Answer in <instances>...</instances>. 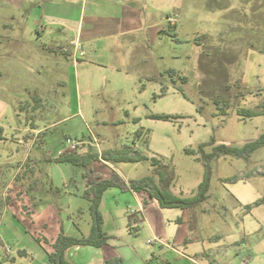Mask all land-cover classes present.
<instances>
[{"label":"rangeland","instance_id":"1","mask_svg":"<svg viewBox=\"0 0 264 264\" xmlns=\"http://www.w3.org/2000/svg\"><path fill=\"white\" fill-rule=\"evenodd\" d=\"M85 6L86 20L91 13L98 20L125 18L127 33L88 45L76 65L64 55L54 71L39 51L47 42L33 25L19 31L26 27L28 6L0 0V95L15 103L26 126L75 138L73 122L87 124L104 149H113L105 155L127 180L150 178L182 199L196 198L207 181L205 199L189 209L150 200L141 211L146 222L130 228L139 232L132 234L134 246L123 250L143 262L149 255L145 263L153 264L151 254L159 255L161 241L176 248L175 239L197 229L195 245L208 250V262L241 264L249 257L248 264L253 258L258 264L264 253V244L254 247L264 236V146L247 156L207 155L221 144L243 148L264 134V0H85ZM131 19L138 20L134 26ZM10 29L34 39L10 44ZM60 77L67 87L55 86ZM245 110L260 114L249 117ZM131 147L148 159L116 158ZM29 166L0 169V264H43L52 251L43 238L51 233L30 230L27 242L23 229L11 225L14 217L23 223L15 191ZM111 194L110 202L126 205L133 220L139 209L131 193L121 191L115 201ZM150 228L161 241L147 242Z\"/></svg>","mask_w":264,"mask_h":264},{"label":"crops","instance_id":"2","mask_svg":"<svg viewBox=\"0 0 264 264\" xmlns=\"http://www.w3.org/2000/svg\"><path fill=\"white\" fill-rule=\"evenodd\" d=\"M8 1L16 3L19 8H23L24 5L28 6L27 23L26 20L24 22L26 27L23 29L20 27L19 31H25L27 28L31 29L33 25L37 37L47 42L41 43V47L38 46L40 48L38 49L42 54L50 58V70L55 71L62 66L64 55H66L67 60L72 58L73 64L76 65L75 60L77 59L78 61L79 55L87 53L88 45L92 47L93 43L99 39L119 38L127 33L125 24L128 20L122 17L111 18V20H98L91 13L86 20L84 17L87 6V3L85 6V0ZM137 21L131 19L130 23L134 26ZM84 31L86 32L84 33ZM33 37L25 33L15 34L14 30L10 29L6 35V40L10 44H16L23 41L31 42L34 39ZM27 52L30 57L32 51L27 50ZM93 52L98 53L97 50ZM14 67L15 65L11 66L10 61L8 72H12ZM41 67L43 70L47 69L46 65ZM32 70L34 71L35 69L32 68ZM10 78L11 81L12 78L14 79V77ZM6 82L9 83V80ZM54 82L55 86L59 87H67L69 84L68 80L62 78H55ZM76 82H78L77 79ZM36 99L40 102L42 97L37 94ZM58 102L59 100H55L56 104ZM71 131H73L75 138L62 134H53V132L47 133L46 130L44 131L37 124H32L30 127L26 126L15 103L0 95V169L7 166L20 168L30 163L26 175L22 178L24 180L23 185L19 186L15 191V197L18 199L17 204L19 205L18 215L23 223L16 217L11 221L12 226L23 229L27 242H29L30 234L34 230H40L42 233H51V237L43 235V238L50 245L61 231L67 235L77 237L87 236L91 232V201L87 197V191H89L90 186L85 177L86 168L64 161L63 157L71 155L80 158L89 154H97V159L92 163V170L103 179H109L113 173H117L125 184L129 186L130 180L124 178L120 171L114 168V165L104 157L109 152L113 154V149H104L101 140L96 138L87 124L75 121ZM41 134H44L43 138H40ZM67 139H81L84 143L78 148L80 149L79 151L68 152L67 146H65L68 143ZM131 148V150L135 151L133 147ZM18 178H15V180H18ZM24 185L28 188L24 189ZM121 191L118 187H110L104 192L100 203L99 209L104 219L103 230L110 237L107 244L102 248L93 246L70 247L66 251V258L71 263L105 264L107 259L120 257L123 259L124 264H146L145 262L150 258L149 255H146V261L143 262L141 258L134 256L131 251L123 250L122 246H134L136 240L132 238V234L138 235L139 232L138 230L135 232L134 228L131 231L130 228L135 226L134 222L136 224L146 222L141 211L144 212L145 206L150 200L156 199L145 191L136 192L130 188L127 191H123L131 193L138 205L139 213L135 214L133 220H131L132 216L129 219L126 216L128 212L126 205L110 202L109 197H107L112 193L111 196L115 201L117 197H121ZM106 197L109 202L106 201ZM107 204H111L113 207L109 208ZM183 223L184 221H182ZM0 228H3V226H0ZM30 230L33 231L30 232ZM148 230L150 235L153 236L150 239L154 238L157 241H161L152 228ZM193 232L189 231L188 234L184 233L179 239H175L174 244L178 245L176 248L161 241L159 255L151 254V261L153 260L154 263L163 262L162 264H212L207 260L210 256L208 250L205 247L195 245L196 240H198L197 229H194ZM120 234L124 236L123 243L115 245V241H121ZM32 237L36 238L35 235ZM0 240L1 242L3 241L2 238ZM199 240L204 242L201 238ZM260 244H264V236L259 239V243L254 245L255 250ZM178 247H181L183 251H179ZM44 248L50 249L48 245ZM184 250L200 258L202 263L191 259L192 257L190 256L187 258ZM127 257H130V260ZM257 257H259L258 264H264V253L262 256L259 255ZM42 260L43 264H46V262L50 264L47 260ZM248 260L249 257L243 258L241 264L243 262L248 264ZM252 261L255 264L256 258H253Z\"/></svg>","mask_w":264,"mask_h":264},{"label":"trees","instance_id":"3","mask_svg":"<svg viewBox=\"0 0 264 264\" xmlns=\"http://www.w3.org/2000/svg\"><path fill=\"white\" fill-rule=\"evenodd\" d=\"M242 113L249 117L260 114V112L252 110H245ZM151 117L161 119L166 118L167 116L152 115ZM260 146H264V134L254 141L247 142L244 147L240 149L225 144L218 145L214 148L212 154L207 155V158L221 155L247 156L250 154V152ZM133 152L135 151L131 149L127 152H116V158L126 162H138L148 159V157L144 155H134ZM97 157V154H89L87 156H81L80 158H76L71 155L62 158L64 161L73 162L76 165L81 163L86 168L85 177L87 179V183L90 186L89 191H87V197L91 201L90 214L92 217V228L89 235L80 237L67 235L61 231L52 243V251L48 252L47 257L50 264H73L66 258V251L70 247L93 246L96 248H102L107 244L110 237L103 230L104 219L99 207L104 192L110 187H118L122 191H127L129 188L136 192L145 191L152 198H155L162 208L189 209L196 206L200 201L205 199V193L208 187L206 180L200 185V194L196 198L182 199L158 188L154 181L150 178L130 181L128 184L129 186L125 184L124 180L117 173H113L109 179H103L100 175L96 174L92 170V163L95 159H97ZM104 157L108 159V156L105 155ZM156 161L157 160H154L153 163L156 164ZM105 264H124V262L122 258L115 257L107 259Z\"/></svg>","mask_w":264,"mask_h":264},{"label":"built area","instance_id":"4","mask_svg":"<svg viewBox=\"0 0 264 264\" xmlns=\"http://www.w3.org/2000/svg\"><path fill=\"white\" fill-rule=\"evenodd\" d=\"M172 23H174V20H171ZM83 140L81 139H72V140H68V143H67V150L68 152H75L76 150H78V148L80 146L83 145ZM156 242V239H149L148 240V243L149 244H154ZM178 250L179 251H182V248L181 247H178ZM243 264H246V262H243Z\"/></svg>","mask_w":264,"mask_h":264}]
</instances>
